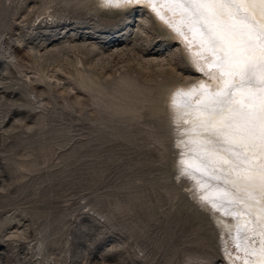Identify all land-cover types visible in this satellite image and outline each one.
<instances>
[{
	"label": "rangeland",
	"instance_id": "1",
	"mask_svg": "<svg viewBox=\"0 0 264 264\" xmlns=\"http://www.w3.org/2000/svg\"><path fill=\"white\" fill-rule=\"evenodd\" d=\"M111 7L0 0V264H230L170 106L200 72L148 8Z\"/></svg>",
	"mask_w": 264,
	"mask_h": 264
},
{
	"label": "bare ground",
	"instance_id": "2",
	"mask_svg": "<svg viewBox=\"0 0 264 264\" xmlns=\"http://www.w3.org/2000/svg\"><path fill=\"white\" fill-rule=\"evenodd\" d=\"M135 5L152 12L181 42L200 72L193 83L171 93L170 106L178 132L186 131L180 146L199 154L195 160L185 158L184 162L191 167L197 164L198 172L192 175L202 189L200 195L224 213L216 219L229 224L233 248L226 251V258L230 264H264V193L254 188L264 187V2L140 0L105 4L117 9ZM233 101L236 106H232ZM234 147L241 149L236 151ZM210 150L217 151L213 154L216 162L207 164L203 154ZM233 161L235 165L221 168V163ZM212 166H219L227 174L222 180L236 187L245 203L226 188L228 185L218 182L220 178L217 171H211L215 170ZM232 166L250 173L241 176L246 185L233 179L239 171ZM210 188L212 191H208ZM260 194L257 199L255 195ZM236 203L241 205L235 208Z\"/></svg>",
	"mask_w": 264,
	"mask_h": 264
},
{
	"label": "snow or ice",
	"instance_id": "3",
	"mask_svg": "<svg viewBox=\"0 0 264 264\" xmlns=\"http://www.w3.org/2000/svg\"><path fill=\"white\" fill-rule=\"evenodd\" d=\"M140 0H104V3L107 5H115V4H132V3H139ZM190 2H217V0H190ZM264 2V0H261Z\"/></svg>",
	"mask_w": 264,
	"mask_h": 264
},
{
	"label": "clouds",
	"instance_id": "4",
	"mask_svg": "<svg viewBox=\"0 0 264 264\" xmlns=\"http://www.w3.org/2000/svg\"><path fill=\"white\" fill-rule=\"evenodd\" d=\"M101 4H102V5L104 4V0H101Z\"/></svg>",
	"mask_w": 264,
	"mask_h": 264
}]
</instances>
